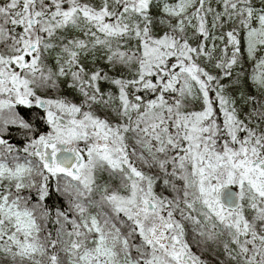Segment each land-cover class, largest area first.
Returning <instances> with one entry per match:
<instances>
[{
  "label": "snow or ice",
  "instance_id": "obj_1",
  "mask_svg": "<svg viewBox=\"0 0 264 264\" xmlns=\"http://www.w3.org/2000/svg\"><path fill=\"white\" fill-rule=\"evenodd\" d=\"M0 264H264V0H0Z\"/></svg>",
  "mask_w": 264,
  "mask_h": 264
}]
</instances>
